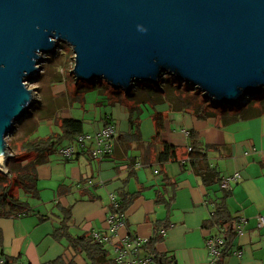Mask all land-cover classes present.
I'll list each match as a JSON object with an SVG mask.
<instances>
[{
  "label": "crops",
  "instance_id": "0c3cea01",
  "mask_svg": "<svg viewBox=\"0 0 264 264\" xmlns=\"http://www.w3.org/2000/svg\"><path fill=\"white\" fill-rule=\"evenodd\" d=\"M145 97L142 101H150L153 108L144 119L142 101L133 100V105L126 104L130 115L109 113L98 102L99 112L92 119L84 116L83 133L98 132L107 122L117 124L111 158L98 162L82 151L72 160L56 152L41 156L46 161L37 168L39 197L25 196L27 200H23L29 203V213L16 217L0 214V258L23 264H92L78 239L108 230L110 196L118 195L129 204L120 239L161 237L157 231L167 228V236L156 245L158 254L173 257L177 264H209L206 239L211 229L206 225L215 202L221 201L230 217L250 218L246 232L233 238L243 256L228 255L222 263L264 264V229H257L254 221L264 215V114L236 121L231 120L232 115L219 114L202 120L178 102L179 96H165L164 103L155 95ZM248 104L239 107V114L246 112ZM73 115L70 110L58 118L59 133H53L49 125V134L43 138L56 137L58 148L72 144L62 130L61 119ZM159 125L161 135L156 138ZM188 132H194L202 144L218 146L211 154V165L222 177L240 174L231 191L221 188L215 194L218 187L207 190L190 168H183L192 142ZM165 143L177 147V157L162 163ZM22 152L20 155L29 160L39 155ZM138 163L144 166L136 167ZM105 247L108 264H115L113 245Z\"/></svg>",
  "mask_w": 264,
  "mask_h": 264
},
{
  "label": "water",
  "instance_id": "95a60500",
  "mask_svg": "<svg viewBox=\"0 0 264 264\" xmlns=\"http://www.w3.org/2000/svg\"><path fill=\"white\" fill-rule=\"evenodd\" d=\"M62 43L76 82L128 94L168 75L230 108L264 92V0H0L2 173L14 158L6 138L41 104L27 82Z\"/></svg>",
  "mask_w": 264,
  "mask_h": 264
},
{
  "label": "trees",
  "instance_id": "16d2710c",
  "mask_svg": "<svg viewBox=\"0 0 264 264\" xmlns=\"http://www.w3.org/2000/svg\"><path fill=\"white\" fill-rule=\"evenodd\" d=\"M173 81L166 80L165 77L160 81L161 86L150 84V90L146 92V96H157L159 103H164V97H169L168 89L163 87L166 81L172 83L175 82V79L172 78ZM164 81V84L162 83ZM101 83L99 81H94L92 83H87V85L91 87L97 88L98 84ZM81 83H77V87L79 89V85ZM163 84V85H162ZM141 85V84H140ZM148 85V84H146ZM182 85V84H181ZM180 83L178 89L180 90L181 96L178 98V102L185 106L186 108H190L193 110L194 114L202 119H208L211 117H216V115L221 114V117L231 116V120L236 121L239 117L243 119H251L264 114V97H260L254 99L253 102H249L248 105L245 106L246 112L243 114H239V108H230V107H218L215 105H211L209 101L205 100L203 95L198 91L191 89L190 86L182 85ZM82 87L84 85H81ZM149 86V85H148ZM141 87L146 88V86L142 85ZM101 88V86H100ZM138 88V85L134 87V89ZM115 90V89H114ZM118 92V90H116ZM122 91V90H120ZM135 92V90H134ZM130 98L134 99L135 94L133 90H131L128 94ZM185 96V97H183ZM152 98V97H151ZM256 104V107L254 105ZM242 107V106H241ZM131 111L135 109H130ZM132 124H135V121H131ZM61 127L66 136L71 138L74 141L78 135L83 133V121L76 118H63L61 119ZM162 126L159 125L158 132L156 138L161 135ZM189 138L192 140L191 142V152L188 154L187 158L189 160H183V168H190L202 181L203 185L207 188V190H212L214 187H218L215 191V194L222 191L221 182L223 180L222 173L218 170L217 167H213L211 165V154L214 151L218 150L217 145H206L202 144L197 135L194 132H190ZM59 146V140L52 136L47 139H35L32 141L24 142L23 151L25 152H34L39 154L35 159H25L22 155H17L12 148V152L14 153V158L9 162L8 172L0 173V214L2 215H13L17 212L24 211L25 213H29L28 206L29 203L23 201L16 195V192L19 190L25 196L38 198L39 190L37 187L38 183V175L37 168L39 165L43 164L46 159L41 156H45L44 154L55 153ZM177 157V147L165 143L164 150L160 154V162L164 163L169 161L170 159H175ZM226 177V176H225ZM17 183V184H16ZM17 185V186H16ZM13 186H16L17 189L14 192ZM120 211L126 215V211L128 208V203L125 200L120 199L117 195ZM224 201V198H222ZM213 218L206 225V228L213 230L216 226L219 227H228V237L233 239L235 236L234 233V222L235 218L230 217L227 213L223 202L216 201L215 202V211ZM71 214V211H69ZM60 230V228L58 229ZM79 246L83 252H86L92 264H108L110 259H108V250L105 247V244H100L94 241L92 236H83L79 239ZM161 241V237H153L150 239L147 249L151 254L155 257V264H177L175 259L172 257H168L165 254H158L156 250L157 243ZM8 261V260H7ZM8 262H17V261H8ZM56 264H63V262L57 261ZM218 264H223L222 261Z\"/></svg>",
  "mask_w": 264,
  "mask_h": 264
},
{
  "label": "rangeland",
  "instance_id": "374dc122",
  "mask_svg": "<svg viewBox=\"0 0 264 264\" xmlns=\"http://www.w3.org/2000/svg\"><path fill=\"white\" fill-rule=\"evenodd\" d=\"M43 57H49L50 59L43 60L44 62L40 65L41 71L37 81L27 82L28 89L38 88L35 90V93H37L41 104L36 103L31 109L32 115L27 114L17 123L14 132L6 138L8 145L13 148V151L17 155L23 153L22 147L25 141L44 139L43 137L49 134L48 132L51 127L53 133H59L56 122L58 118L65 116L66 112L70 110L74 112L73 118L82 120L84 125L87 124L84 122V116L87 115L92 119L99 112L100 106L98 102L102 105V109L109 113H114L119 116L121 112H125L130 115L129 108H127L126 104L129 107L133 105L132 100L134 102H141L146 98V92L150 90V84H148L149 86L146 84H138V88L133 89V93L136 96L132 99L124 91L118 90L117 92L104 81H99L101 83L98 84L97 88L91 87L85 82H80L81 84L78 89V82H76L73 75H70L69 71L73 70L75 64V60L71 59L75 57L71 46L65 43L59 44L54 54H46ZM62 69L65 71V74L60 72ZM172 78L168 75L165 76V79L170 80V82L173 81ZM170 82L166 81L164 84V81H162L164 84L162 85L168 89L169 95L181 96L180 90L176 85L179 83L180 85L185 84L178 80L172 83ZM81 85L84 86L82 87ZM142 85L146 86V88L141 87ZM182 85L179 87L181 88ZM82 96H85V101ZM262 96L264 97V92L257 98ZM148 97H151V95ZM253 100L251 99L250 102H253ZM115 101H118V103L115 104ZM211 105L213 104L211 103ZM141 106L145 111L142 113L141 119H144L149 114L147 110L153 108V105L150 101L144 100ZM133 111L136 112V110ZM49 125L52 126L50 127ZM12 148L10 154L13 155ZM16 186H13L14 192L17 189ZM16 195L22 200H27V198L25 199V195L19 190L16 192Z\"/></svg>",
  "mask_w": 264,
  "mask_h": 264
},
{
  "label": "built area",
  "instance_id": "2783aa9c",
  "mask_svg": "<svg viewBox=\"0 0 264 264\" xmlns=\"http://www.w3.org/2000/svg\"><path fill=\"white\" fill-rule=\"evenodd\" d=\"M65 74L62 69L60 71ZM118 135L117 124L109 122L95 133H82L77 136L74 142L67 146H62L56 150V154L65 159L72 160L80 151L86 153L91 160L103 162L114 155L115 139ZM189 136V132H188ZM191 152V149L188 150ZM185 160H189L186 158ZM144 165L138 163L136 167ZM240 179V174L235 173L230 176L223 177L221 188L224 191H231L232 184L237 183ZM111 210L108 215V230L103 233H93L92 238L100 244H112L115 264H155V257L147 249L150 241L149 238L138 236H127L119 238V231L126 226V215L120 211V205L117 195L110 196ZM25 215L17 213L12 217ZM214 212L211 213L213 218ZM257 229H264V215L254 217ZM250 222V218L238 217L234 222V237H240L246 232V227ZM168 229L161 228L157 231L161 237L167 236ZM115 239H118L117 241ZM206 249L208 251L209 264H218L228 255L237 257L243 256V251L238 248L233 239L228 237V227L216 226L211 230L206 239ZM0 264H23L22 262H8L5 258H0Z\"/></svg>",
  "mask_w": 264,
  "mask_h": 264
},
{
  "label": "clouds",
  "instance_id": "9594fccd",
  "mask_svg": "<svg viewBox=\"0 0 264 264\" xmlns=\"http://www.w3.org/2000/svg\"><path fill=\"white\" fill-rule=\"evenodd\" d=\"M141 31H143V29H141Z\"/></svg>",
  "mask_w": 264,
  "mask_h": 264
}]
</instances>
